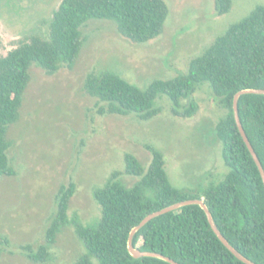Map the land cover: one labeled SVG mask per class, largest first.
Returning a JSON list of instances; mask_svg holds the SVG:
<instances>
[{
    "label": "trees",
    "instance_id": "1",
    "mask_svg": "<svg viewBox=\"0 0 264 264\" xmlns=\"http://www.w3.org/2000/svg\"><path fill=\"white\" fill-rule=\"evenodd\" d=\"M215 6L218 15H225L231 11L233 0H215ZM169 12L166 0H62L54 11L48 34H34L0 57V177L17 173L7 134L10 125L20 118L33 63L42 66L47 74L73 69L85 42L82 27L92 18L115 20L123 36L142 43L163 33ZM206 82L227 110L216 131L230 171L221 182L193 192L173 185L160 150L148 146L152 153L148 168L137 155L127 153L125 173L139 180L129 187L121 180V173L115 171L104 187L94 191L102 208L101 219L92 225L76 222L88 253L99 264H172L158 257L135 258L128 248L129 238L133 228L149 214L188 199H204L230 243L245 257L264 264V180L234 113V97L240 90L264 89V5L232 24L203 54L192 59L188 73L154 80L142 89L115 72H92L85 90L104 103L101 114L135 113L149 120L161 112L155 102L166 94L173 102L175 116L191 118L200 105L190 97ZM183 99L189 102L182 105ZM239 110L264 166V94L242 95ZM75 192L73 182L61 187L57 215L44 243L28 254L32 261L47 263L51 259L59 232L70 222L68 210ZM3 243L8 240H0V245ZM134 245L180 264H247L222 242L198 204L153 218L136 233ZM84 260L81 264H92L88 257Z\"/></svg>",
    "mask_w": 264,
    "mask_h": 264
},
{
    "label": "rangeland",
    "instance_id": "2",
    "mask_svg": "<svg viewBox=\"0 0 264 264\" xmlns=\"http://www.w3.org/2000/svg\"><path fill=\"white\" fill-rule=\"evenodd\" d=\"M62 0H0V57L34 34L46 35ZM169 15L163 33L148 42H134L115 20L92 18L82 27L85 42L73 69L47 74L38 63L30 68L21 115L10 125V155L15 175L0 177V264H81L90 255L76 222L97 223L102 208L94 191L104 187L115 171L132 186L138 177L125 173V155L133 153L148 168L160 150L165 168L177 188L200 192L225 179L230 171L216 126L227 110L210 83L190 97L200 109L191 118L173 114V102L161 94L159 115L142 120L135 113L101 114L104 103L89 95L90 73L115 72L146 89L154 80L173 79L189 72L200 56L228 28L248 16L264 0H233L229 13L218 15L215 0H166ZM189 99H183L186 105ZM71 182L69 223L64 225L47 263L28 254L44 243L57 215L58 196Z\"/></svg>",
    "mask_w": 264,
    "mask_h": 264
},
{
    "label": "water",
    "instance_id": "3",
    "mask_svg": "<svg viewBox=\"0 0 264 264\" xmlns=\"http://www.w3.org/2000/svg\"><path fill=\"white\" fill-rule=\"evenodd\" d=\"M245 94H264V89H257V88H249V89H243L240 90L234 97V113H235V118L238 124V127L240 129V132L250 150V152L252 153V156L254 157V160L256 161L260 172L262 174L263 180H264V166L249 138V136L247 135V132L245 130V127L241 121V117H240V110H239V99L242 95ZM194 204H198L200 205L207 213L208 219L212 225V228L214 229L215 233L218 235V237L222 240V242L242 261L246 262L247 264H257L254 261L250 260L249 258L245 257L242 253H240L231 243L230 241L224 236V234L221 232V230L219 229L218 225L215 222L214 216L211 212V210L209 209V207L207 206V204L205 203L204 199H188V200H184L175 204H172L164 209H161L159 211L153 212L151 214H149L147 217H145L141 223L139 225H137L136 227L133 228V230L131 231L130 234V238H129V251L132 254V256H134L135 258H142V257H146V256H150V257H158V258H162L165 259L167 261H169L172 264H180L178 261L172 259L171 257L165 256L161 253L158 252H153V251H144L142 249H140L139 247H136L134 245V238L136 233L143 227L145 226L150 220H152L155 217H158L162 214H165L167 212L170 211H174L177 210L183 206H187V205H194Z\"/></svg>",
    "mask_w": 264,
    "mask_h": 264
}]
</instances>
